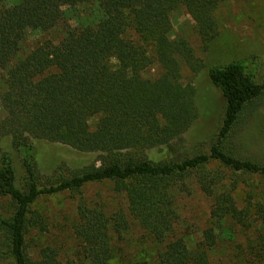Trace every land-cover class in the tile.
Wrapping results in <instances>:
<instances>
[{"label":"trees","instance_id":"1","mask_svg":"<svg viewBox=\"0 0 264 264\" xmlns=\"http://www.w3.org/2000/svg\"><path fill=\"white\" fill-rule=\"evenodd\" d=\"M228 1L0 0V264H116L129 245L130 220L156 264H210L220 242L255 228L261 232L248 242L246 263L264 264V158L244 156L235 141L243 116L264 98V80L256 83L240 63L209 68L224 101L220 127L207 152L180 153L201 117L197 88L181 82V68L197 76L204 66L174 34L172 14L184 9L207 49L218 35L215 11ZM61 26L57 43L44 40L21 56L28 33ZM153 65L161 74L145 79ZM42 144L96 159L44 179ZM152 150L160 154L148 156ZM190 182L210 203L196 234L182 228L178 208ZM101 183L112 185L125 209L84 199L87 185ZM62 193L77 199L76 251L67 259L35 210L42 197Z\"/></svg>","mask_w":264,"mask_h":264},{"label":"rangeland","instance_id":"2","mask_svg":"<svg viewBox=\"0 0 264 264\" xmlns=\"http://www.w3.org/2000/svg\"><path fill=\"white\" fill-rule=\"evenodd\" d=\"M218 35L207 49L198 37L194 23L182 8L172 14L174 34L185 39L196 59L202 62L203 71L194 76L185 66L181 68V82L193 84L197 88L196 105L201 117L183 135V148L180 153L207 152L212 138L218 132L224 101L218 90L214 89L207 77V70L214 66L229 63L245 65L253 75L256 83L264 80V0H231L223 3L215 11ZM65 26V25H64ZM63 26L49 33L30 32L22 43L21 56L31 52L37 43L50 40L57 43L63 33ZM161 74V69L153 65L143 76L154 80ZM256 109L243 116L242 122L235 131L238 151L244 156L264 158V98L256 104ZM93 121V120H92ZM255 121L256 124H255ZM260 141V143H258ZM159 151L152 150L148 156H157ZM40 172L44 179H55L59 174L67 175L70 171L81 169L96 159V154H80L68 147L53 144L40 145ZM20 160H16L18 179L21 178ZM259 188L258 182L254 183ZM189 191L178 199V208L182 227L188 233H197L202 228L209 208V201L196 189L193 183L188 184ZM109 183L90 184L83 190L85 200L104 203L108 210L125 209V200L112 193ZM246 197H239L243 203ZM76 196L62 193L42 197L35 210L45 217L50 233L48 237L61 248L64 257L75 255L76 244L71 237V223L75 219ZM131 229L125 255L116 264H125L136 257L146 259L148 264H156L153 257L147 255V237L130 220ZM188 227V228H186ZM261 232L255 228L252 233L239 231L233 243L220 242L210 253V264H247L249 240ZM251 246V245H250ZM119 261V262H118Z\"/></svg>","mask_w":264,"mask_h":264}]
</instances>
